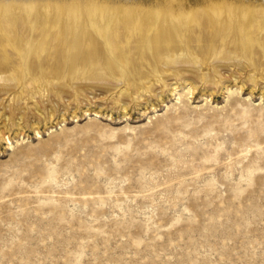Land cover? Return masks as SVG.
I'll return each instance as SVG.
<instances>
[{"label": "rangeland", "instance_id": "1", "mask_svg": "<svg viewBox=\"0 0 264 264\" xmlns=\"http://www.w3.org/2000/svg\"><path fill=\"white\" fill-rule=\"evenodd\" d=\"M29 16L0 45V105L28 121L0 139V264H264V18H240L193 95L159 84L124 114L118 90L75 89L94 68L46 74L67 45Z\"/></svg>", "mask_w": 264, "mask_h": 264}, {"label": "bare ground", "instance_id": "2", "mask_svg": "<svg viewBox=\"0 0 264 264\" xmlns=\"http://www.w3.org/2000/svg\"><path fill=\"white\" fill-rule=\"evenodd\" d=\"M41 3L45 6L36 10ZM41 10L45 16L38 23L43 28L60 26L62 30L57 34L67 45L58 53L57 67L46 74L56 75L62 67L75 75L79 70L82 73L92 67L94 75L81 74L75 89H104V93L118 90L120 109L126 114L131 102H140L142 95L155 93L159 84L170 92L185 84L193 95L199 83L195 77L202 64L209 63L220 74L221 64L230 59L219 54L221 42L226 41L228 34L241 33L244 27L240 18L249 11L255 12L257 19L262 21L264 0H0V45L16 40L13 26L24 28L37 20L30 16L24 19L21 13L38 14ZM17 42L23 41H14ZM131 44L135 46H128ZM259 53L264 55V49ZM13 68L12 63L0 57V92L3 95L15 89L16 84L10 87V83H17L12 76ZM202 80L211 84L207 74ZM168 81L171 83L167 84ZM62 86L68 90L66 85ZM131 89L136 90L135 97ZM16 100L18 104L19 98ZM19 105L15 109L17 122L10 120V102L6 113L0 105V139L3 141L8 142L13 129L21 135L22 124L28 123ZM53 112L48 111L44 118L51 119Z\"/></svg>", "mask_w": 264, "mask_h": 264}]
</instances>
